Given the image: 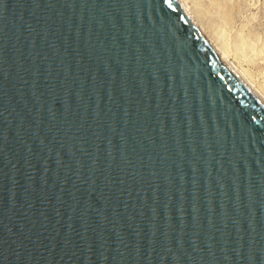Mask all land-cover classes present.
I'll list each match as a JSON object with an SVG mask.
<instances>
[{
  "label": "water",
  "instance_id": "water-1",
  "mask_svg": "<svg viewBox=\"0 0 264 264\" xmlns=\"http://www.w3.org/2000/svg\"><path fill=\"white\" fill-rule=\"evenodd\" d=\"M0 264H264V101L178 0H0Z\"/></svg>",
  "mask_w": 264,
  "mask_h": 264
},
{
  "label": "bare ground",
  "instance_id": "bare-ground-1",
  "mask_svg": "<svg viewBox=\"0 0 264 264\" xmlns=\"http://www.w3.org/2000/svg\"><path fill=\"white\" fill-rule=\"evenodd\" d=\"M178 1L210 40L222 60L227 62L264 101V90L257 87L251 77V74L264 68L262 64L264 30L260 29L261 21L252 10L257 2L255 0ZM230 55L241 61L244 64L243 68H239L235 61L230 60Z\"/></svg>",
  "mask_w": 264,
  "mask_h": 264
},
{
  "label": "rangeland",
  "instance_id": "rangeland-1",
  "mask_svg": "<svg viewBox=\"0 0 264 264\" xmlns=\"http://www.w3.org/2000/svg\"><path fill=\"white\" fill-rule=\"evenodd\" d=\"M254 1V0H252ZM257 3L256 5L252 8L253 12H255V14L259 17L260 21H261V28L264 30V0H255ZM259 4V5H258ZM263 8V9H262ZM262 9V10H261ZM251 11V9H250ZM251 11V13H253ZM263 16V17H262ZM231 57V58H230ZM230 60L235 61V63L239 66V68H243V63H241V61H239L237 58H235L233 55H230ZM241 63V64H240ZM263 67H264V62H262ZM252 77V82H254V84L257 87H260L261 90H264V68L262 69V71H258L255 74H251ZM259 78V79H258Z\"/></svg>",
  "mask_w": 264,
  "mask_h": 264
}]
</instances>
